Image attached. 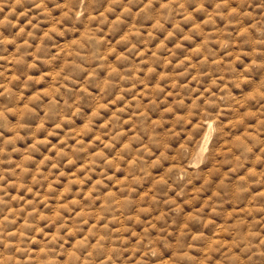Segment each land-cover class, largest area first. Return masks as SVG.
I'll use <instances>...</instances> for the list:
<instances>
[{
	"label": "rangeland",
	"instance_id": "rangeland-1",
	"mask_svg": "<svg viewBox=\"0 0 264 264\" xmlns=\"http://www.w3.org/2000/svg\"><path fill=\"white\" fill-rule=\"evenodd\" d=\"M0 264H264V0H0Z\"/></svg>",
	"mask_w": 264,
	"mask_h": 264
}]
</instances>
